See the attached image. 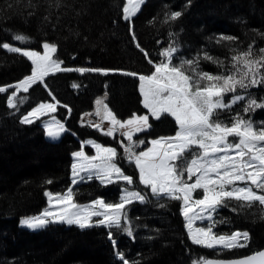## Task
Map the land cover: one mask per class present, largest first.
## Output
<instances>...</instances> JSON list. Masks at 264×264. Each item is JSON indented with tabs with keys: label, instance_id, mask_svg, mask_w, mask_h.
I'll return each mask as SVG.
<instances>
[{
	"label": "trees",
	"instance_id": "1",
	"mask_svg": "<svg viewBox=\"0 0 264 264\" xmlns=\"http://www.w3.org/2000/svg\"><path fill=\"white\" fill-rule=\"evenodd\" d=\"M125 4V0H59L57 6V0H0V45L36 49L44 41L58 47L55 59L65 61L69 67L119 69L142 75L154 69L136 47L130 25L137 41L154 61L161 59L159 52L173 41L179 48L174 62L179 57L191 59L197 53L208 52L224 60L225 68L233 48L244 50L252 45L257 53L264 48V0H147L132 23L123 18ZM171 11H181L182 15L175 22L165 23L164 17ZM16 34L30 40L18 42L14 40ZM220 35L237 40L218 44L216 38ZM200 68L213 74L224 71L204 60ZM28 70L25 59L0 47V86L21 80ZM110 73L60 74L47 81L53 93H58L60 101L73 111L67 118L62 109L59 117L66 120L71 134L76 136L65 135L59 142L48 141L39 124L20 123L23 115L47 100L48 95L39 86L18 96L22 102L16 110L7 106L8 95L0 94V264H122L115 255L117 249L130 264H193L201 257L238 259L262 250L264 209L258 204L240 209L235 202H229L230 207L220 208L214 216V220L224 221L213 228L218 234L248 231L251 239L247 247L210 250L189 239L180 201L157 200L137 181L135 189L148 194L147 202L133 203L127 208L131 237L112 230L116 249L104 227L81 230L51 224L31 231L20 226L21 219L37 216L47 207L45 192L65 193L71 187L72 155L80 150L81 141L108 142L77 122L78 113L87 111L94 97L108 95L110 108L119 117L142 114L138 79L121 72ZM73 84L79 87L74 88ZM237 94L261 101L264 85L246 92L238 89ZM244 106V101L235 104L231 112H222L219 119L230 123L231 116L240 113L260 126L257 123L264 122V108L245 115ZM156 126L157 130L165 126L166 135H173L177 129L174 121L169 125L166 119ZM117 163L127 168L121 157ZM121 188L120 184L103 186L93 179L75 188V201L88 203L103 198L115 203ZM161 203L165 206L160 207ZM231 207L239 210L233 212Z\"/></svg>",
	"mask_w": 264,
	"mask_h": 264
},
{
	"label": "snow or ice",
	"instance_id": "2",
	"mask_svg": "<svg viewBox=\"0 0 264 264\" xmlns=\"http://www.w3.org/2000/svg\"><path fill=\"white\" fill-rule=\"evenodd\" d=\"M144 2L145 0H127L128 6L123 8V18L130 21ZM181 15V11H171L164 17V22H175ZM130 33L136 47L154 69L148 75L119 69L61 67L63 61L53 59L57 51L54 44L44 43L41 54L3 43L0 47L26 57L32 64L30 75L9 86L14 91L7 100V106L18 109V104L22 102L18 101L20 93H28L36 84L48 88L45 78L58 71H76L81 74L94 72L102 75L121 72L125 76L138 77L144 108L155 120H160L165 115L174 119L178 128L175 135L154 139L150 142L151 147L137 152L135 149L143 145L144 141L134 140V136L151 128L149 115L133 114L122 121L102 99L96 100V115L101 119L89 126L104 136L116 139V134L119 133L126 139L127 144L118 141L124 150L123 158L138 170L139 182L149 190L152 197L181 202L185 227L193 244L218 251L247 247L251 239L248 231L218 234L213 228L224 221L214 220V216L220 208L230 207L229 202H235L240 209L251 208L255 204L264 209V122L255 126L251 119H245L244 115L236 113L231 116L230 123H225L219 116L222 112H231L233 105L241 101L245 102L242 109L245 115L264 108V100L257 101L251 96L237 94L238 89L246 92L250 88L264 85V48H260L258 53L253 51L252 45L244 50L233 48L228 67L225 68L224 60L208 52L203 55L197 53L191 59L179 57L178 62L174 63L179 48L173 41L159 52L161 59L154 61L137 41L131 25ZM14 40L27 43L30 37L16 34ZM236 40L233 36L220 35L216 38V43H235ZM201 60L216 64L224 71L215 74L203 71L200 68ZM73 87L79 85L73 84ZM7 91L8 88L0 86V93ZM229 93L233 95L226 103L224 97ZM49 95L55 103H39L23 115L20 123L33 124L54 113L59 101H56L50 89ZM68 112H71L70 108ZM104 121L110 125L106 130L103 127ZM44 129L53 140L59 139L62 133L68 131L54 115L50 122L44 123ZM89 143L95 149V155H88L84 151L73 153V185L93 178L103 185L134 183L133 177L126 175L117 163L120 154L116 148L106 147L95 141ZM47 183L51 184L52 181L48 180ZM197 190L202 192L200 198H194L193 194ZM45 195L48 197L49 207L38 216L24 218L21 221L23 227L33 231L45 229L51 224L75 225L81 230L104 227L109 230L108 239L114 249L117 241L112 230L131 237L133 230L127 208L135 202L146 203L148 196L147 193L124 187L118 202H105L103 198H98L90 205H80L74 202L71 187L66 193L45 192ZM164 206L163 203L160 204V207ZM230 210L237 212L239 209L231 207ZM261 218L264 219V215ZM197 220H206L208 224L194 226ZM115 255L122 264H130L118 249ZM193 264H264V251L232 260L201 257L193 261Z\"/></svg>",
	"mask_w": 264,
	"mask_h": 264
},
{
	"label": "rangeland",
	"instance_id": "3",
	"mask_svg": "<svg viewBox=\"0 0 264 264\" xmlns=\"http://www.w3.org/2000/svg\"><path fill=\"white\" fill-rule=\"evenodd\" d=\"M147 0H145V2H146ZM125 2H126V4H125V6H128L127 5V0H125ZM145 2L140 6V10L137 12V14L136 15H138V13H140V11L142 10V8H143V6H144V4H145ZM135 15V16H136ZM135 16H133L132 18H131V20L129 21V22H131L132 23V20H133V18L135 17ZM44 43H48V42H44V41H41L40 42V44L39 45H36L35 47H36V49L34 48H32V49H30V48H23V47H20V46H15V47H20V48H22V49H25V50H35V51H37V52H40L41 54H43V47H42V45L44 44ZM50 44H52V43H50ZM57 47V46H56ZM57 49H58V47H57ZM7 51V50H6ZM58 51V50H57ZM57 51H56V53L53 55V59H55V56H56V54H57ZM7 52H9V51H7ZM9 53H12V52H9ZM17 54V53H16ZM18 55H20V54H18ZM23 59H25V61L28 63V67H29V70H28V72H27V74H25L24 75V77L23 78H25L26 76H28V75H30L31 74V70H32V64H31V62L26 58V57H23L22 55H20ZM174 62V61H173ZM174 63H177V62H174ZM61 67H68V68H73V69H76V68H74V67H69V66H67V64L65 63V61H63V63L61 64ZM68 73H79V72H76V71H72V72H56L55 74H53V75H49V76H47L46 78H45V83L48 85V82L47 81H49L50 79H52V78H54V77H56L57 75H60V74H68ZM87 73H90V74H92V72H87ZM80 74V73H79ZM111 74V73H110ZM22 78V79H23ZM134 78H137L138 79V77H134ZM21 79V80H22ZM20 81V80H19ZM19 81H17V82H15V83H13V84H11V85H14V84H16V83H18ZM54 81V80H53ZM139 81V80H138ZM139 85H140V82H138V85H137V94H138V96H139V101H140V104L142 105L141 106V109L143 110L142 111V114H138V113H133V114H136V115H149V123L152 125L151 126V128H149L147 131H145V132H142V133H138V134H136L135 136H134V140H143L144 141V144L143 145H140V146H138L135 150L137 151V152H139V151H143V150H147V148H149V147H151V141L152 140H154V139H157V138H160V137H167V136H173V135H175V133L173 134V135H166V134H164L163 132L164 131H166V130H168L165 126L160 130V128L157 130V126H156V124H158L159 122H162V121H164L165 119L166 120H168V122H169V125H171L172 124V122L174 121V119H172L170 116H167V115H165V116H162L161 117V119L160 120H155L154 118H152L151 117V115L148 113V110L147 109H145L144 108V106H143V97H142V95H141V93H140V88H139ZM10 85H8V86H6V88H8V91L7 92H5V94H7L8 95V98L11 96V94H12V92L14 91V89L13 88H11V87H9ZM37 86H39V88H41L47 95H48V98H47V100H45V101H42V102H49V103H55V101H53L52 100V96H50L49 95V89L51 90V93H52V95H54L55 96V98H56V101H59V104H57V107H56V111L54 112V113H51L49 116H45V117H42L40 120H37L35 123L36 124H39L40 125V127H41V130L43 131V135H44V137L47 139V140H52L53 142L54 141H59L63 136H64V134L65 135H74V136H76L75 134H71V132H70V130H69V128H68V124H67V122H66V120H62L60 117H59V115H60V113L62 112L61 110L62 109H64L65 111H66V116H67V118L71 115V113L73 112L72 111V108L70 107V106H68V105H66L67 107H64V103H62V101H60V99H59V95H58V93H57V95H55L54 93H53V90H52V88L48 85V88H45V87H43L42 85H40V84H36V85H34L32 88H30V90H29V92L31 91V90H33L35 87H37ZM54 87V86H53ZM28 92V93H29ZM0 94H4V93H0ZM21 94V93H20ZM19 94V95H20ZM24 94H27V93H24ZM18 95V96H19ZM97 99H102L107 105H108V107L110 108V105H109V100H110V97L108 96V95H105V94H102L101 96H96V97H94L93 98V102H92V106L87 110V111H84V112H79L78 113V115H77V122H78V124L80 125V126H87V127H89V128H91V130H93L98 136H100V137H102V138H105V139H107L108 140V142H104V143H107V144H104L103 142H100V141H98V139L97 140H95V139H86V140H84V141H81L80 142V150L79 151H84L86 154H88V155H95V149L91 146V144L89 143L90 141H95V142H97V143H99V144H102V145H104V146H110V144L111 145H114V146H111V147H114V148H116L117 149V151H118V153L120 154V157H121V159H123V161H124V163H125V165L127 166V170L124 168H122L123 170H124V172H125V174L126 175H130V176H132L133 177V181H134V183L132 184V185H125L123 182H121V183H113V184H108V185H103V184H101L100 183V181L99 180H97V179H95V178H93V179H95V180H97L101 185H103V186H110V185H115V184H120L121 186H122V188H124V187H128L130 190H135V191H137L136 189H135V186H136V184H135V181H137L138 183H139V186H141L145 191H147V189L144 187V185H142L140 182H139V173H138V170L135 168V166L133 165V164H130L126 159H124L123 157H124V150H123V148L121 147V145H120V143L118 142V141H123L124 142V144H127L128 142L126 141V139H124L122 136H120L119 135V133H117L116 134V139H113L112 137H108V136H104L100 131H97L94 127H90L89 125L90 124H94L95 122H98V121H100V119H101V117L100 116H97L96 115V111H97V105H96V100ZM231 99V97H227V96H225L224 97V100H225V102L227 103L229 100ZM39 104V103H38ZM38 104H36V106L38 105ZM234 106V105H233ZM35 107V106H34ZM33 107V108H34ZM68 108H70L71 109V112L69 113L68 112ZM111 109V108H110ZM112 110V109H111ZM113 111V110H112ZM88 113H90L91 115H86V114H88ZM115 113V112H114ZM27 114V113H26ZM101 114L103 115V111H101ZM132 114V115H133ZM55 116L56 117V119H58V120H60L63 124H64V126H65V128H67L68 129V131H66V132H64V133H62V135L60 136V138L59 139H56V140H53V139H51V138H49L48 136H47V134H46V131H45V129H44V123H46V122H50L51 121V117L52 116ZM131 115V116H132ZM117 116V115H116ZM130 116V117H131ZM119 119H121L122 121L123 120H127V119H129L130 117H127V116H125V117H119V116H117ZM22 119V118H21ZM260 123H257V124H261V121H259ZM166 124H167V122H165ZM34 124V123H33ZM174 124L176 125V123H175V121H174ZM28 125H30V124H28ZM156 126V127H155ZM177 126V125H176ZM103 127L105 128V130L108 128V127H110V125L107 123V121H104L103 122ZM178 130V128L176 129V131ZM158 131H159V133H158ZM162 131V132H161ZM229 139H233V138H229ZM80 141V140H79ZM110 141V142H109ZM115 142V143H114ZM113 143V144H112ZM75 162V160H73V163ZM120 166V165H119ZM137 175V178L135 179V174ZM93 179H91V180H93ZM87 182H90V180H86V181H81V182H79V183H77V184H75V185H73V184H71V188L73 189V193H74V190H75V188L76 187H78L80 184H83V183H87ZM121 188V189H122ZM67 192V191H66ZM65 192V193H66ZM121 193V192H120ZM194 198H200L201 197V195H202V192L200 191V190H197L194 194ZM163 198V197H162ZM105 200V199H104ZM95 201V200H94ZM74 202L75 203H78V202H76L75 201V196H74ZM93 202V201H92ZM92 202H88V203H78V204H80V205H90ZM106 202V201H105ZM135 203H139V202H135ZM49 207V203H48V197H47V207L44 209V210H46L47 208ZM43 210V211H44ZM42 211V212H43ZM41 212V213H42ZM40 213V214H41ZM181 213H182V210H181ZM39 214V215H40ZM38 216V215H37ZM24 219V218H23ZM23 219H21V221L23 220ZM94 219H98V218H94ZM21 221H20V225H21V227H23L22 226V224H21ZM185 221V220H184ZM207 224H208V221H203V222H201V221H199V220H197L196 222H195V225L194 226H207ZM65 225V224H64ZM65 226H69V225H65ZM72 226H75V225H72ZM76 227V226H75ZM23 228H26V227H23ZM78 228V227H77ZM89 229V228H88ZM187 230V229H186ZM38 231V230H37ZM214 231V230H213ZM190 239V238H189ZM191 240V239H190ZM199 246V245H198ZM236 249H239V248H236ZM210 250H217V249H210ZM231 250H233V249H231ZM218 251V250H217ZM226 251V250H225Z\"/></svg>",
	"mask_w": 264,
	"mask_h": 264
},
{
	"label": "water",
	"instance_id": "4",
	"mask_svg": "<svg viewBox=\"0 0 264 264\" xmlns=\"http://www.w3.org/2000/svg\"><path fill=\"white\" fill-rule=\"evenodd\" d=\"M260 251H264V248L262 249V250H260ZM259 252V251H258ZM255 254V253H254ZM251 255H253V254H251ZM248 256H250V255H248ZM245 257H247V256H245ZM245 257H241V258H245ZM241 258H238V259H241ZM216 260H232V259H216Z\"/></svg>",
	"mask_w": 264,
	"mask_h": 264
}]
</instances>
